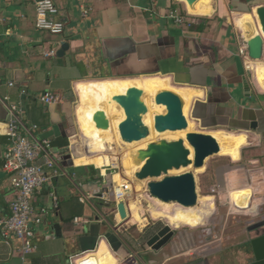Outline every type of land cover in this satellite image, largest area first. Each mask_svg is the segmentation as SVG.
<instances>
[{"label":"crops","instance_id":"obj_1","mask_svg":"<svg viewBox=\"0 0 264 264\" xmlns=\"http://www.w3.org/2000/svg\"><path fill=\"white\" fill-rule=\"evenodd\" d=\"M34 1L0 3V94L17 99L16 89L29 93L23 99L26 121L37 125L42 137L66 140L61 154L67 175L55 181L58 210L48 212L46 223L37 229L36 250L22 258L18 241L0 240V264H81L88 255H95L100 264H123L130 254L137 264H246L249 242L247 247L235 246L255 236L247 229L264 216V57L250 59L248 32L240 25L253 27L251 14L264 7V0H199L197 13L190 12L184 0H52L58 10L54 19L64 24L63 33L55 36L35 28ZM173 11L183 23L169 17ZM63 43L69 45L63 58L44 57ZM143 78H165L181 89L189 123L197 133L214 137L218 156L238 166L228 171L231 184L240 178L227 200L233 210L254 221L221 238L212 253L204 250L194 232L177 231L166 246L152 252L145 245L152 232L131 235L126 228L127 200L124 221L108 207L115 204L108 199L78 200L120 184L117 175L108 173V158L100 154L106 148L102 130L93 122V100ZM8 82L16 88H7ZM45 91L62 101L41 104L35 97ZM6 117L0 106V163L7 145ZM224 138L228 146L221 151ZM1 168L0 216H7L13 191ZM50 191L43 189L36 204L49 208ZM203 204L209 215L214 212L213 197L207 196ZM192 210L166 221L176 228H194L209 216ZM195 214L199 217L192 222ZM75 218L80 222L74 223ZM184 218L186 223H179ZM54 225L59 226L58 235Z\"/></svg>","mask_w":264,"mask_h":264},{"label":"water","instance_id":"obj_2","mask_svg":"<svg viewBox=\"0 0 264 264\" xmlns=\"http://www.w3.org/2000/svg\"><path fill=\"white\" fill-rule=\"evenodd\" d=\"M188 6L195 8L199 0H184ZM257 33L251 31L246 35V45L250 59L260 61L264 57V7L258 8L252 14ZM69 45L63 43L56 52L58 58H63ZM244 88L248 90V85ZM142 91L131 88L125 95L117 96L113 101L124 111L125 119L119 124L118 132L122 142H139L149 136V129L144 125L142 116L147 113V108L142 102ZM156 105L166 109L164 115L154 117V130L157 133L166 131L176 132L186 130L187 120L183 114V101L171 91H161L154 97ZM97 129L107 130L109 122L102 111H97L93 116ZM186 141L193 150V160L189 159L190 151L184 146L183 140L176 142L160 141L156 150L148 156L140 170L135 174L137 180L160 178L169 171L179 170L192 165L195 169L202 168L206 159L217 156L219 146L216 140L205 134L196 132L187 133ZM150 195L164 203H176L183 207H193L197 203V194L194 175L185 173L176 176H166L157 182L148 184ZM108 201L114 202L119 218L124 221L128 218L126 207L122 202H116L113 192L108 195ZM57 235L59 226L54 225ZM254 233L249 240L248 250L250 260L246 264H264V216L253 222L247 229ZM176 229L169 225L152 232L145 245L157 252L166 246L176 234Z\"/></svg>","mask_w":264,"mask_h":264},{"label":"built area","instance_id":"obj_3","mask_svg":"<svg viewBox=\"0 0 264 264\" xmlns=\"http://www.w3.org/2000/svg\"><path fill=\"white\" fill-rule=\"evenodd\" d=\"M22 1L0 0V3H20ZM143 1L155 3L157 0ZM34 9L35 28L38 31L53 36L63 33V22L54 19L58 10L52 0H36ZM169 17L177 23H183V18L174 11L170 12ZM55 54L56 50H50L44 53V57H54ZM6 86L13 90L16 88L14 82H8ZM16 93L17 99H13L10 95L0 94V106L4 108L7 116L5 133L7 145L1 170L8 176L13 191V198L9 202V214L0 216V240L3 242H9L11 239L18 241L21 256L26 258L36 250L37 229L46 223V215L48 212L55 213L58 210L59 199L53 187L56 179L66 176L67 173L64 168V157L54 142L42 137L37 125L26 121L23 99L29 97V93L23 88L16 89ZM35 99L45 105L62 101L59 95L50 91L39 94ZM45 188L51 189L48 194L51 203L49 208L36 204L37 195ZM130 191V186L122 183L100 195L87 194L78 200L80 203H85L92 199H108L109 193L113 192L116 202L125 204V198L128 197ZM80 220V218H75L74 223H79ZM123 264H137L136 256L128 255Z\"/></svg>","mask_w":264,"mask_h":264},{"label":"rangeland","instance_id":"obj_4","mask_svg":"<svg viewBox=\"0 0 264 264\" xmlns=\"http://www.w3.org/2000/svg\"><path fill=\"white\" fill-rule=\"evenodd\" d=\"M135 80H139V79H135ZM117 91H118V88H114V89H111L110 92L108 91L102 92V94H99L98 96H96L95 99L98 100L102 96L113 97ZM162 91H166V90H162ZM148 98L153 104L152 110H154L155 105H156L154 103V98H152L151 96H149ZM165 113L166 111L163 112L162 114L154 113L153 115L155 117L158 115H164ZM90 114H91V111H90ZM77 123H78L79 132H80L81 128H80L79 122L77 121ZM194 128L195 126L188 133L196 132ZM180 137L181 136L177 137V136L172 135L168 138L166 136L160 137L157 135L155 136V138H152L153 140L151 139L148 140L149 142H147V145L149 143H154V142H158L161 140L166 141V142H176L179 140H183L184 143H187L186 137L184 138L182 137L180 138ZM84 141L87 143V140H84ZM115 144L110 145V148H112L113 150L107 151L106 153H100V154L108 158L110 162V164L107 167L109 170L108 173L109 174L111 173L114 176L115 175L122 176L124 180H122L121 183H127L130 186V190H131L129 194L130 196L127 195L128 202L132 198H135L137 200V204L142 209L140 212L141 222L134 221L131 218L128 219V222L130 221V223H128L126 228H128L131 231L132 233L131 235H135L137 231L139 230L142 232V235H144L147 231L154 232L162 228L164 225H167L168 223L166 221L167 218L165 217H153L152 216L153 212L150 209H152V207L153 208L155 207L153 199H156V198L150 195L148 191V184L150 182H157L166 176H176V175H181L185 173L193 174L194 179H195L197 203L194 206L195 208L193 209L192 212L202 213L205 211V213L207 212L206 215H209L208 213L210 210L209 209L204 210V204H203L207 196L213 197L214 212L210 214L209 216H207V219L204 220L199 226H196L194 228H190L187 226L177 227L176 230L178 233L179 232H183V233L184 232H194L196 236H199L198 243L201 244L202 247L203 245L205 246L204 250H206L207 253H212L216 248L218 249V246L221 243L220 241L221 238L223 239L224 236L226 238H229L231 234L238 231L240 226L242 227V229L240 230H243V228L245 229L246 225H248L249 222L251 223L254 221V218L250 217L249 215L248 216L242 215L241 210H233L229 201L227 200L228 192L231 189H238L235 187H239L238 183H239V178H240L239 176L236 177L237 178L236 181H234V183L231 184V181L229 180L228 171L233 170L234 168L238 166L237 164H232L228 157H222L218 155L210 157L206 159L205 164L201 170H197L192 165H190L189 167H186L187 170L185 168L184 170L182 169L180 174H176L174 173V171H169L166 175H162L158 179H148V180L138 181L135 177V174L140 169H137L135 172L127 175L125 174V168L123 166V163L125 162L127 156L131 154L132 150L128 149L126 145H123L124 142H122L121 139ZM146 147L147 146H145V148L142 150H145ZM244 151H246V149H244ZM96 154H99V153H96ZM118 158L119 160H118V164L116 167V164L113 163V160L115 161ZM245 161H246L245 158H243L242 162L245 163ZM132 185H134V187L135 186L139 187L138 189L139 191L134 192ZM149 210L151 213L149 212ZM133 211H134V207L132 208V213ZM179 213L180 211L175 216L171 217V219L179 216ZM179 223H183V224L186 223V219L184 218L183 220L179 221ZM248 242L249 241L243 244L239 243V244H236V246L235 245L234 246L239 247V246L245 245V247H247L246 244ZM200 252H203V249H201L199 253Z\"/></svg>","mask_w":264,"mask_h":264},{"label":"bare ground","instance_id":"obj_5","mask_svg":"<svg viewBox=\"0 0 264 264\" xmlns=\"http://www.w3.org/2000/svg\"><path fill=\"white\" fill-rule=\"evenodd\" d=\"M197 9H198L197 7L193 8V7L189 6L190 12L197 13ZM251 18H253L252 15H251ZM253 20H254V18H253ZM240 27L243 30V32L247 33L249 31H251L252 35L256 34L255 22L253 24V27L248 26V25L247 26L240 25ZM131 88H137V89L141 90L143 93L141 100L147 108V113L144 116H142V121H143L144 125L149 129V136L147 138L139 141V142L124 143L123 144V145H126L127 148L130 150L134 149V151H131V154H129L127 156L125 162L123 163L125 170H127V171H125V174H127V175L135 172L136 169H140L141 166L144 164L145 160L148 158V156H150V154H152L156 150L155 145H158V143L160 142V141H158V142H154V143H149L147 145V142H149L148 140H150V139L153 140L152 138H155V136H157V135L160 137L166 136L168 138L172 135L177 136V137L181 136L182 138H184V137H186V134L193 128L192 125L189 123V121L186 118L187 101L185 100L184 92L181 89L172 86L168 79H165V78H163V79L162 78H160V79L159 78H155V79L146 78L145 79V78H143L139 83H135L133 85L131 84L129 86H124V87L120 86L118 91L115 93V95L113 97L102 96L98 100L97 99L93 100L94 101V104H93L94 113H96L97 111H102L105 114V116L109 122V128L107 130H102V132H101V139H102V143L104 144V146L106 148V152L113 150L112 148H110V145L115 144L120 140V136H119V132H118V126L125 119V114H124L123 109L118 104H116L113 101V99L117 96L125 95L128 92V90H130ZM162 90H166V91L171 90V92L173 91L175 94H178L179 97L182 98V100H183V114H184V116L187 120V123H188V127L186 130L176 131V132L166 131L164 133H157L154 130V115L153 114L154 113L162 114L163 112L166 111V109L162 105H155L154 110H152L153 104L151 103V101L148 97L151 96L152 98H154L156 96V94ZM161 141H163V140H161ZM219 144H220V148H221L220 150L225 151L226 147L228 146L225 138L223 140H221L219 142ZM145 146H147L146 149L142 150L145 148ZM184 146L190 151L189 159L193 160L194 154H193L192 148L187 143H184ZM113 163H115L116 167H117L118 159H116L115 161L113 160ZM182 169L184 170V168H180L179 170H172V171H174V173H176V174H180ZM200 169H202V168H199L197 170H200ZM156 179H158V178H156ZM122 180H124L123 177L120 175H117L118 183L122 184L121 183ZM146 180H148V179H146ZM138 181H140V180H138ZM120 184H117V185H120ZM140 187H141V185H140ZM132 188H133L134 192L139 191L138 190L139 187H137V186L134 187V185H132ZM127 198H125V200L128 201ZM207 200H209V199H207ZM153 202H154L155 207L154 208L152 207V209H150L153 212V214H152L153 217L171 218V217L175 216L179 211H180L179 214L181 215V214H183L182 211L192 210V209H188V208H192V207H183V206L181 207V205L179 206V204L176 205L175 203H173V204L172 203L171 204L164 203V202L158 201L157 199H153ZM127 206L129 208L130 218L133 219L134 221H140L141 222V216H140L141 213L140 212L142 209L137 204V200L135 198H132L128 202ZM133 207H134V211L132 213ZM252 208L253 207H248L247 210H252ZM150 210H149V212H150ZM198 217H199V215L195 214L192 217L191 221L192 222L197 221ZM198 222H199V220H198ZM167 225L171 226L174 229H177L175 226L171 225L170 223H167ZM81 264H100V263L97 260L95 255H88L82 259Z\"/></svg>","mask_w":264,"mask_h":264},{"label":"trees","instance_id":"obj_6","mask_svg":"<svg viewBox=\"0 0 264 264\" xmlns=\"http://www.w3.org/2000/svg\"><path fill=\"white\" fill-rule=\"evenodd\" d=\"M54 145L60 150V152L64 155L65 154V152H66V149H67V142H66V140H63V139H58V140H56L55 142H54ZM0 166L2 167L3 166V161L0 163ZM95 167H97V166H95ZM97 168H99V167H97ZM87 170H90L91 172H96V173H98V171L97 170H95L94 168H93V166H88L87 167ZM109 208H112L113 210H116V206H115V204H113V203H111L110 204V206H108ZM146 237H148V235L146 236Z\"/></svg>","mask_w":264,"mask_h":264}]
</instances>
